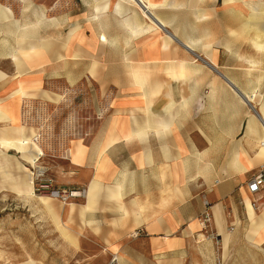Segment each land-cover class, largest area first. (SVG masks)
Wrapping results in <instances>:
<instances>
[{"label":"crops","instance_id":"crops-1","mask_svg":"<svg viewBox=\"0 0 264 264\" xmlns=\"http://www.w3.org/2000/svg\"><path fill=\"white\" fill-rule=\"evenodd\" d=\"M17 1L13 21L41 49L17 68L14 28L0 22V104L15 111L9 96L20 81L30 99L51 102L60 84L79 93L68 154L42 165L56 186L85 195L52 200L53 218L15 191L21 163L0 145L13 181L0 188V211L13 214H0V264H21L22 244L38 264H106L109 250L119 264H264V233L246 232L243 198L250 203L246 181L264 164V0H77L53 14L46 0ZM149 19L158 30L132 35ZM204 201L217 242L201 233ZM21 205L39 239L22 238Z\"/></svg>","mask_w":264,"mask_h":264},{"label":"built area","instance_id":"built-area-1","mask_svg":"<svg viewBox=\"0 0 264 264\" xmlns=\"http://www.w3.org/2000/svg\"><path fill=\"white\" fill-rule=\"evenodd\" d=\"M65 92L59 103L40 101L35 99L24 100L22 105V123L35 129L33 141L38 143L43 151L31 168V185L33 193L37 196L48 197L66 205L85 195L83 188H61L55 185L52 178L47 176L42 160L52 154L65 158L68 154L67 144L76 135L75 106L79 93L73 90ZM100 115L98 116V118ZM246 193L252 198L250 206L254 211L262 208L264 191V164H261L255 173L246 181ZM205 210L201 218V233L204 238L217 242L218 236L210 228L211 215L209 203L204 201ZM232 230V229H230ZM106 264H119L117 252L109 251Z\"/></svg>","mask_w":264,"mask_h":264},{"label":"bare ground","instance_id":"bare-ground-1","mask_svg":"<svg viewBox=\"0 0 264 264\" xmlns=\"http://www.w3.org/2000/svg\"><path fill=\"white\" fill-rule=\"evenodd\" d=\"M26 3H28L29 5V1L28 0H25ZM142 1H145L147 2V0H142ZM116 2V1H115ZM120 2V1H119ZM125 4V3H124ZM147 8H150L151 5L150 3L148 2L147 3ZM129 6V5H128ZM97 11L99 10H104L106 9V5H101V6H94ZM112 8V7H111ZM92 9V10H93ZM115 9V8H114ZM124 9V8H123ZM137 9V8H136ZM91 10V12H93ZM131 10V9H130ZM118 13H121L120 9H118L117 11ZM138 12V11H137ZM142 12V11H140ZM94 13V12H93ZM144 13V11H143ZM142 13V14H143ZM103 14V13H102ZM131 14V12H130ZM145 14V13H144ZM143 14V16H144ZM98 15V14H97ZM118 15V14H117ZM132 15V14H131ZM141 15V14H140ZM95 16V15H94ZM98 16H101V15H98ZM106 16V15H105ZM114 16V15H113ZM93 17V16H92ZM124 17V16H123ZM132 17V16H131ZM148 17V16H146ZM98 18V17H97ZM118 18V17H117ZM122 18V17H121ZM125 18V17H124ZM100 19V18H99ZM107 19V18H106ZM105 19V20H106ZM130 19V18H128ZM132 19V18H131ZM144 19V18H143ZM15 20L14 17H13V12L12 10L7 7V6H2L0 5V22H11V25L13 26L14 28V47L12 48V51L9 53V56L11 57L12 61L14 62V64L16 65V67L18 68L20 65H23V63L26 62V60H30V58H32L33 56H35L37 54V52L39 51V48L38 47V44H35L34 42H27L26 40V35H20V32L22 30H20V25L19 23H17L16 21H13ZM97 20V19H96ZM133 20H135L136 22V19L135 17H133ZM100 21V20H99ZM119 21V20H118ZM116 22V21H115ZM149 24L146 25L145 28H141L140 27V24L139 26H137V28L135 30H132L131 33L132 35H136L137 33H142V31H156L158 30L157 28V24L158 22H154V20L152 19H149ZM162 24H165L164 21H160ZM99 23V22H98ZM117 23V22H116ZM93 24V23H92ZM106 24V23H105ZM127 24V23H126ZM28 24H25L24 25V30L25 29H28L29 27H27ZM31 25V29H37L40 25V19H37L35 22H33ZM119 25V23L117 24ZM134 25V24H133ZM104 26V25H103ZM102 26V27H103ZM109 26V25H108ZM107 26V28H108ZM145 26V25H144ZM161 26V25H160ZM187 26V25H186ZM93 27V26H92ZM96 27V26H95ZM98 27V26H97ZM106 27V25H105ZM123 28V27H121ZM128 27H126L127 29ZM134 28V26L132 27ZM97 29V28H96ZM105 29V28H103ZM101 29V31L103 30ZM138 29V30H137ZM100 30V29H99ZM107 30V29H106ZM123 30V29H122ZM125 30V29H124ZM101 31H99L101 33ZM105 31V30H103ZM26 31H24L25 33ZM76 32V31H75ZM96 32V31H95ZM127 32V31H126ZM35 33V32H34ZM104 33V32H103ZM100 34L101 35V41L104 42V43H108V41L106 40L107 38H105L104 34ZM98 34V33H97ZM107 34V33H106ZM130 34V33H129ZM145 34V33H144ZM131 36V35H129ZM132 37V36H131ZM171 37V36H170ZM173 37V36H172ZM171 37V38H172ZM32 38V37H31ZM74 38V32L71 33L69 36H68V41H70L71 39ZM129 38V37H128ZM133 38V37H132ZM135 38V37H134ZM44 39V38H43ZM46 39V38H45ZM204 39V38H203ZM30 40V39H29ZM183 40V39H182ZM192 40V39H191ZM37 41V40H36ZM129 41V39H128ZM132 41V40H131ZM171 41V40H170ZM187 41V40H186ZM196 41V39H195ZM42 42V41H41ZM153 42V41H152ZM182 42V41H181ZM184 43V42H183ZM44 44H45V41H44ZM68 44V43H67ZM117 44V43H116ZM189 45V44H188ZM43 46V45H42ZM46 46V45H45ZM51 46V45H49ZM126 46V45H125ZM128 46V45H127ZM50 48V47H49ZM125 48V47H124ZM41 49V48H40ZM32 64V63H31ZM31 66V65H30ZM40 66V65H39ZM31 68V67H30ZM41 69V68H40ZM39 70V69H38ZM17 71V70H16ZM25 69L24 70H19L17 73H18V78L22 79V80H25L26 76H22L23 73H24ZM37 71V70H36ZM184 71V70H183ZM34 72V71H33ZM180 74V73H179ZM28 76V75H27ZM178 76V74H177ZM136 77V76H135ZM136 79V78H135ZM135 81V80H134ZM140 81V80H139ZM20 86L18 89L14 90V92H12L10 94V99L15 101L17 103V107L15 109L14 113L13 111L11 110H8L7 106H8V103H4L3 105L0 104V120L2 121H5L8 122V125L10 124V127H6L5 128H2L0 130V145L3 146V148H5V150H14L17 154H22L21 158L24 160V161H28L30 163L31 166L33 167H36V163H34L33 161V158L35 156H30L28 157L25 153H27V151L29 152V144H31L33 146V152L34 153H37V154H43V151L40 147V145L36 142L33 141V138L35 136V129L32 128V127H28L26 125H24L22 123V105L24 103V100H28L30 98H33L32 95V92H29L28 90L30 88H27L25 86H23L22 82L23 81H20ZM140 84V83H139ZM139 86V85H138ZM29 87V86H28ZM33 88V87H31ZM11 90V89H10ZM64 95V94H63ZM56 98L55 100H52L51 102L53 103H59L60 100L62 99V96L58 93L55 94ZM14 113V114H13ZM4 125V123H3ZM260 158L261 159H264V141L263 143L261 144L260 146ZM30 154V153H29ZM33 155V154H31ZM20 157V156H19ZM37 159V158H36ZM17 168L19 170V177H17L15 179V191L19 194H21L25 200L31 198V197H37L38 200L44 205V207L48 210V213L51 214V216L54 218V215H53V208H52V205H51V199L48 198V197H41V196H37L33 193V190H32V185H31V175H30V171L27 167L25 166H22V165H17ZM0 175H1V178H4L5 180H9L10 184H13V181H12V176L10 174H7L6 172H4L2 170V167L0 166ZM249 197V195H248ZM243 198H244V202H245V207H246V211H247V231L249 235H252V234H255L256 231H258L259 229L263 231L264 233V229L260 228V227H263V222H260V223H257L255 221V211L251 208L250 206V203H249V200L248 198L245 196V194L243 195ZM36 199V198H35ZM24 202V201H22ZM30 202V201H29ZM31 202H32V199H31ZM243 202V203H244ZM27 203V202H26ZM34 203V202H33ZM40 204V203H39ZM72 205V204H71ZM42 207V208H44ZM163 207V206H162ZM35 208V206H34ZM37 209V208H36ZM35 209V210H36ZM38 211V210H37ZM261 212V211H260ZM39 213V212H38ZM37 213V214H38ZM41 213V212H40ZM47 213V212H46ZM71 213V212H70ZM39 215V214H38ZM260 215V214H259ZM37 217V216H36ZM35 218V217H34ZM40 217H38L39 219ZM41 219V218H40ZM40 221V220H39ZM155 221V220H154ZM62 227V226H61ZM227 236H229L228 234H223V237L225 238V240H227ZM256 236V235H255ZM224 240V242H225ZM248 241V240H247ZM256 246V245H255ZM261 247V245H260ZM258 248V247H257ZM117 249V248H116ZM110 251V250H109ZM226 256V255H225ZM225 258V257H224Z\"/></svg>","mask_w":264,"mask_h":264},{"label":"rangeland","instance_id":"rangeland-1","mask_svg":"<svg viewBox=\"0 0 264 264\" xmlns=\"http://www.w3.org/2000/svg\"><path fill=\"white\" fill-rule=\"evenodd\" d=\"M28 1H29V4H31V0H28ZM23 2H26V1L23 0ZM0 3H1L0 5L3 4L2 6H7V7L11 8V10L13 12V16L16 18V16L18 15V12H19V9L17 8V5H18L17 0H0ZM46 3L47 4L50 3L51 6L48 9V12L52 13V14L53 13H59V12L65 11V10L76 9L77 5H78L77 0H46ZM60 86H61V84H60ZM60 86L58 87L59 89L54 90L53 92L58 93L62 96L63 94H65V92L60 91V90H62L61 89L62 86L61 87ZM32 94H34V93H32ZM32 96L34 97L35 95H32ZM40 101H46V100L41 99ZM30 152L31 151H29V152L27 151V153H25V154H29ZM6 153H8V154L13 153L14 154V152H12V151H7ZM19 156L21 157L22 154L21 155L17 154L16 159L21 163L22 166L27 167L28 169H30V171H31V168H35L31 165H27L25 163V161L22 158H20ZM2 170L4 172H6L7 174L11 175V173L7 167H2ZM4 178H1V175H0V188L10 184L9 180L7 181ZM0 202H1V195H0ZM8 210H10V215H11L12 214L11 208H8L7 206L4 208L3 211H0V214H2V213L7 214ZM14 215L16 217L20 218L22 238H28L30 235H32L33 237H37L39 239V234L34 227V223L32 220H30V216L28 214V209L25 208L24 205H21L20 209L16 210ZM199 239H201L200 236H199ZM22 250H23V252H26L27 258H25V260L21 264H38L35 260H33L31 257L28 256L25 244H22ZM22 260H23V257H22ZM70 264H77V262H70Z\"/></svg>","mask_w":264,"mask_h":264}]
</instances>
